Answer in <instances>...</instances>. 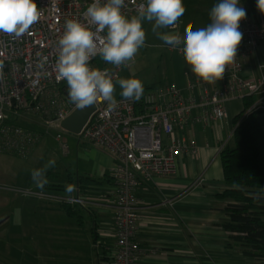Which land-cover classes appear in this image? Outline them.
<instances>
[{"label":"built area","instance_id":"built-area-1","mask_svg":"<svg viewBox=\"0 0 264 264\" xmlns=\"http://www.w3.org/2000/svg\"><path fill=\"white\" fill-rule=\"evenodd\" d=\"M35 2L43 15L27 33L21 37L0 33V62L3 64L0 151L25 156L43 134L56 127L54 138L61 153L66 155L70 147L62 131L67 130L60 122L76 106L69 102L66 82L56 79L57 41L65 20L80 18L83 21L82 14L91 0ZM142 2L125 0L122 11L131 16ZM239 30L243 39L235 62L226 67L228 76L222 85L211 89L208 83L196 77L188 83V95H183L174 84L144 89L141 99L135 103L125 102L118 96V106L113 111H107L105 102L98 101L80 132L72 133L77 143H87L116 159L110 165L112 185L104 191L114 208V264H138V186L154 175L176 173L183 158L197 153V140L183 130L191 123L221 121L228 110L243 109L245 95L264 94V75L257 80L242 76L244 57L264 42V20H255L246 13ZM42 56L47 57V63L40 69L37 64ZM96 58L90 62L91 66L110 68L116 77L132 64L116 68L104 62L99 65ZM37 72L42 74L37 77ZM44 72L47 75H43ZM196 86H199V95L195 94ZM260 103L258 108H264V103ZM252 104L242 117L253 109L255 101ZM195 108L200 113H193ZM236 125L234 123L233 127ZM203 180L201 171L194 183L197 185ZM76 189L79 191L77 186ZM72 196L71 202H85L76 194Z\"/></svg>","mask_w":264,"mask_h":264},{"label":"clouds","instance_id":"clouds-1","mask_svg":"<svg viewBox=\"0 0 264 264\" xmlns=\"http://www.w3.org/2000/svg\"><path fill=\"white\" fill-rule=\"evenodd\" d=\"M124 7L125 0H91L82 14L83 21L69 18L64 22L57 41L56 79L66 82L69 102L79 109L103 101L107 111L115 110L117 85L123 101L135 103L141 99L144 86L135 73L116 77L110 68L93 67L90 62L99 56L116 68L127 66L145 46V23L163 46L178 49L191 72L208 84L222 79L226 67L236 60L243 39L240 21L246 18L239 0H217L209 12L210 22L195 28L186 25L183 36L176 31L186 11L183 0H143L131 16L122 11ZM256 7L264 14V0H256ZM42 15L35 0H0V33L21 37ZM46 63L47 57L42 56L37 67L43 69ZM2 69L0 62V79ZM54 165L55 161L49 160L31 171L36 187L47 185V170ZM76 191L74 184H66V199L71 202Z\"/></svg>","mask_w":264,"mask_h":264},{"label":"crops","instance_id":"crops-1","mask_svg":"<svg viewBox=\"0 0 264 264\" xmlns=\"http://www.w3.org/2000/svg\"><path fill=\"white\" fill-rule=\"evenodd\" d=\"M239 3L253 19L264 20V14L256 7V0H239ZM209 12H204V26L210 22ZM243 63L244 78L257 80L264 75V42L245 56ZM185 76V84L177 87L183 95H188V83L196 76L191 70H187ZM227 76L226 69L223 78L208 84V87L213 89L222 85ZM195 94L199 95V86L195 87ZM252 100V105L254 101L256 105L252 110H259L258 119L264 129V108H258L260 102L264 103V94L253 96ZM240 111L228 110L221 121L189 124L183 132L197 140V153L183 158L176 173L154 175L138 186V264H262L242 255L240 248L226 246L227 233L222 222L228 218L227 200L216 196L230 188L223 178L218 150L232 142L234 119ZM192 112L200 113L197 108ZM87 145L84 151L91 168L103 175L91 176L94 173L92 169H87L84 174L111 183L110 165L116 159ZM201 171L204 180L196 185L194 181ZM101 182L86 185L87 188L80 191V197L85 201L83 209L86 207L94 217L92 246L98 251L93 263L98 264L107 254L114 264V208L111 198L104 195L106 188L98 186Z\"/></svg>","mask_w":264,"mask_h":264},{"label":"rangeland","instance_id":"rangeland-1","mask_svg":"<svg viewBox=\"0 0 264 264\" xmlns=\"http://www.w3.org/2000/svg\"><path fill=\"white\" fill-rule=\"evenodd\" d=\"M216 2L183 0L186 11L176 30L178 34L184 35L186 25L204 26V12ZM143 27L145 46L132 64L121 70L119 77L127 78L135 73L143 86L152 88L166 84L183 86L185 72L191 69L182 54L163 46L149 24ZM119 92L117 85L116 97ZM56 130L52 127L43 134L25 156L0 151V264H94L92 260L98 251L92 246L94 217L86 207L83 209L85 204L66 200L65 192L66 184H74L72 179L76 181L78 175L92 169L84 151L88 145L77 143L72 133L62 131L70 147L64 155L54 138ZM49 160H54L55 165L47 170L48 183L40 189L33 183L31 171ZM93 170L91 176L103 175ZM100 184L103 189L112 185L105 180ZM76 186L79 191L73 194L81 196L80 191L87 186L79 183Z\"/></svg>","mask_w":264,"mask_h":264},{"label":"trees","instance_id":"trees-1","mask_svg":"<svg viewBox=\"0 0 264 264\" xmlns=\"http://www.w3.org/2000/svg\"><path fill=\"white\" fill-rule=\"evenodd\" d=\"M96 60L102 65L99 56ZM252 101L251 95L243 97V109L234 119L237 125L232 142L219 152L223 178L230 188L216 196L227 200L228 218L222 222L227 233L226 246L240 248L242 255L264 264V129L258 119L259 110L242 117ZM85 182L96 184L101 180L85 174L77 176L76 183L88 185ZM103 258L98 264H112L109 255Z\"/></svg>","mask_w":264,"mask_h":264},{"label":"water","instance_id":"water-1","mask_svg":"<svg viewBox=\"0 0 264 264\" xmlns=\"http://www.w3.org/2000/svg\"><path fill=\"white\" fill-rule=\"evenodd\" d=\"M95 107L96 105L84 109L75 107L70 113H68V115H66L61 120V127L71 133H79L94 111Z\"/></svg>","mask_w":264,"mask_h":264},{"label":"flooded vegetation","instance_id":"flooded-vegetation-1","mask_svg":"<svg viewBox=\"0 0 264 264\" xmlns=\"http://www.w3.org/2000/svg\"><path fill=\"white\" fill-rule=\"evenodd\" d=\"M76 181H74V183H75Z\"/></svg>","mask_w":264,"mask_h":264}]
</instances>
